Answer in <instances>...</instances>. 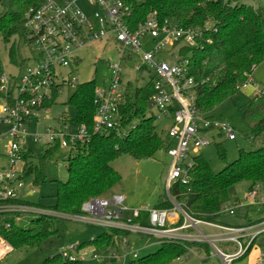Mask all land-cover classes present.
<instances>
[{
    "label": "built area",
    "instance_id": "1",
    "mask_svg": "<svg viewBox=\"0 0 264 264\" xmlns=\"http://www.w3.org/2000/svg\"><path fill=\"white\" fill-rule=\"evenodd\" d=\"M144 1L146 0H41L26 13L23 41L25 46L31 47V55L28 60H19L16 75L11 78L8 75L1 77L0 90L5 91L6 97L5 102L0 104V124L7 125L9 129L0 135V141L7 140L5 156L10 165L0 170V214L44 213L98 225L108 231L117 229L128 234L147 236L158 243L175 240L213 245L223 257L224 263L233 264L244 256L253 240L264 233V221L247 226L201 221L193 218L170 192L175 183H190L194 168L192 154L198 153L202 147L212 142L204 135L205 132L217 130L230 140L236 139L233 127L227 123L212 121L196 109L194 89L198 83L192 74L191 60L183 56L179 48L182 44L188 47L198 46L207 28L179 26L168 18L160 19L156 10L149 11L142 21L138 20L136 9ZM250 1L256 6L257 0ZM2 5L3 0H0V11ZM146 37L153 41L149 50L142 49ZM101 40L116 42L121 47V53L118 61L109 63V83L95 87L94 131L103 132L118 124L119 107L125 101V89L130 83H123L124 62L130 60L132 55H137L142 64L135 66V69H145L152 77L154 93L150 106L158 109L161 114L158 118L163 116L172 120L166 131V136L172 143L166 150L171 158L166 183L170 207L147 205L139 209L128 208L124 205V196L113 195L111 198L100 197L85 202L82 213L65 214L52 208L25 203L18 197L27 162L23 155L30 152L24 138L30 135L33 142L40 139L39 135L29 134V122L40 109L47 108L46 103L54 102L64 88L74 90L82 84L77 82L76 77H70L65 70H76L81 61L78 51ZM247 83H251V80L241 89L247 87ZM59 122L64 129L52 131L47 146L57 144L60 148L71 150L78 143L89 139L90 132L86 125L71 120ZM245 200L263 203L264 188L254 187L247 193ZM225 211L234 214L233 209L226 208ZM144 215L147 216L146 221L142 219ZM199 224L219 228L222 230L221 234L207 235L197 227ZM190 228H197L196 235L185 232ZM121 242L128 244L125 235L121 236ZM217 242L235 243L239 249L234 253H226L219 249ZM77 247L78 244L73 243L64 252ZM192 253L195 254L189 249L185 256L189 258ZM94 257H99V253H94ZM138 257L137 251L132 253V258ZM122 258L125 259V256ZM259 260L260 264H264V247Z\"/></svg>",
    "mask_w": 264,
    "mask_h": 264
},
{
    "label": "trees",
    "instance_id": "2",
    "mask_svg": "<svg viewBox=\"0 0 264 264\" xmlns=\"http://www.w3.org/2000/svg\"><path fill=\"white\" fill-rule=\"evenodd\" d=\"M40 2L41 0H3L0 11V39L4 43H9L16 35L23 37L25 15ZM151 10H156L160 19L168 18L179 26L207 28L200 44L189 47L185 54L182 53L191 60L192 74L198 83L194 89L195 107L204 117L209 118L208 114L215 106L240 92L241 87L252 80L255 67L264 60V7L260 5L232 3L230 0H146L137 6L138 20L142 21ZM14 55L12 48L11 61H15ZM95 87L94 80L78 85L69 98V103L76 109V117L66 114L58 119L86 125L90 136L86 142L78 143L75 149L68 151V180L58 181L55 205L47 207L22 200L23 202L52 208L65 214L82 213L85 202L103 197L120 181L119 173L111 166L113 160L125 154L135 159L152 158L158 151H166L172 145L164 131L159 129L155 116L148 112L154 93L152 80L144 88L132 89L131 83L127 85L125 101L119 107L118 124L103 132L94 131ZM52 102L46 103V106L49 107ZM242 114L251 125V136L256 146L250 151L241 150L238 158L227 162L225 150L219 144L217 153L226 163L218 172L212 170L199 151L192 156L194 168L190 183H175L171 186V195L195 219L227 225L221 223V216L226 206L237 200L236 184L247 181L249 191L254 187L264 186V88L249 97ZM59 149L57 144L47 146L42 150L41 160L51 161ZM23 157L27 161L23 178L32 175L35 186H41L48 181L43 164L40 166L33 163L36 158L34 152L30 150ZM156 206L170 207L171 203L166 198ZM23 214H0V235L9 245L4 257L14 249L39 246L47 238L59 233L63 218L33 213L36 218H32L34 225H31L30 222L25 223L22 220ZM146 217L144 215L142 219L146 221ZM261 221L263 219H245L238 225L228 226L254 225ZM6 222H9V227L4 225ZM116 235L121 237L128 233L117 229L107 231L88 242L78 244V248L86 244L93 245L94 253L100 254ZM259 239L264 244V233L253 240L239 260L251 252ZM195 244L190 241H165L153 254L140 259L138 257V260L131 258L129 264H169L188 253L189 248ZM206 246L207 249L210 248L207 244ZM4 249H0V254ZM81 262L79 258L60 253L48 257L44 264Z\"/></svg>",
    "mask_w": 264,
    "mask_h": 264
},
{
    "label": "rangeland",
    "instance_id": "3",
    "mask_svg": "<svg viewBox=\"0 0 264 264\" xmlns=\"http://www.w3.org/2000/svg\"><path fill=\"white\" fill-rule=\"evenodd\" d=\"M56 1L61 2L62 0ZM230 1L232 3L252 4L250 0ZM255 4L264 7V0H257ZM88 14L91 15L89 12ZM143 43L142 49L149 50L152 48L153 41L150 37L144 38ZM12 48L14 49L15 61L10 60V50ZM179 48L182 50L181 54H185L189 47L182 44ZM120 53V45L112 40L93 42L78 51L81 61L77 69L71 68V72L70 69H66L65 72L69 73L70 77H76L78 83L94 80L96 85L101 87L109 83V63L118 61ZM30 55L31 47L24 45L23 37L20 35L13 36L9 43H4L0 39V87L2 75H8L10 78L16 75L19 70V60H28ZM141 64L142 62L137 55H132L130 60L124 62L123 83L130 82L132 89L144 88L152 79L147 70L142 69L141 71H137L135 69V66ZM262 88H264V60L255 67L251 83H247V87L215 106L210 114H208L210 120L227 123L234 128L236 133L235 140H230L224 135H220L217 130L204 133L212 142L210 145L202 147L200 153L209 162L214 172L222 170L226 163L217 153L219 144L225 150L227 162L238 158L241 150L250 151L256 146V142L251 136V125L243 118L242 113L249 101V97H253L259 93ZM73 93V89L64 88L63 92L55 98V101L49 107L40 109L28 124L29 134L39 135L40 139L38 142H33L30 135H27L24 138L26 147L36 154L33 163L40 166L43 164L48 181L44 182L41 186H35L32 175L25 177L22 180L23 186L18 189V197L21 200L47 207L54 206L56 203L54 196L57 192L58 181L66 182L68 180V148H60L51 161L43 162L40 155L42 154V150L47 147V142L50 141L51 132L64 129L58 119L66 114L71 115L72 118L76 117V109L69 103V98ZM5 97V91L0 90V104L5 102ZM148 112L155 116L159 129L165 130L164 134H166L170 118L163 116L158 118V115L161 116V114L158 109L152 106L149 107ZM8 129L7 125L0 124V135ZM6 152L7 140L3 139L0 141V170L4 167L8 168L10 165L5 156ZM192 155L194 156V154ZM170 164L171 158L165 150H160L152 158L145 159H135L127 154L122 155L111 163V166L119 173L121 179L103 197L111 198L113 195H122L125 197L124 205L128 208L139 209L147 205L156 206L162 200L168 199L166 183ZM261 188L263 189L264 186ZM30 192L33 193L30 194ZM248 192L249 183L247 181H241L236 184L235 195L237 200L226 206V208L233 209L234 214L223 211L221 223L238 225L245 219H248V221L264 220V202L261 204L259 202L250 203V200H245ZM16 214L19 216L21 213L17 212ZM16 218L18 217L16 216ZM32 218H36V215L33 213H24L22 215V220L25 223L30 222L31 225H34L32 222L34 219ZM259 223H255L254 225ZM4 225H9V222H6ZM197 227L207 235L221 234L222 231L219 228L204 224H199ZM107 231V229L98 225L63 219L58 234L47 238L39 246L31 249L11 250L5 257L0 259V264H44V261L48 257L60 253H66L65 255L81 259V264H129L133 252L137 251L139 254L138 259H140L153 254L161 247V243L156 242L153 238L130 233L125 235L128 244H122L121 237L116 235L110 241L111 243H109L108 247L105 246L101 252L99 251V257H94V246L88 244L76 249L71 248L70 251L64 252L65 249L69 250L70 245L73 243L81 244L82 242H88ZM185 232L194 236L197 233V228H190ZM0 238L1 240L3 239L1 235ZM7 245L6 241H4L0 246L6 249ZM216 245L221 251L226 253H234L239 249V246L235 243L224 244L217 242ZM208 246L210 247L209 249H207L206 244H195L189 248L195 254H189V258L182 255L179 259L176 258L169 264H226L223 257L217 252L216 247L213 245ZM263 247V240L259 239L246 257L233 264H260L259 256ZM95 248L98 249L97 246ZM124 256L125 259L122 258ZM116 257L121 258L117 259Z\"/></svg>",
    "mask_w": 264,
    "mask_h": 264
},
{
    "label": "crops",
    "instance_id": "4",
    "mask_svg": "<svg viewBox=\"0 0 264 264\" xmlns=\"http://www.w3.org/2000/svg\"><path fill=\"white\" fill-rule=\"evenodd\" d=\"M171 123H172V120L170 119V124H169V126L171 125ZM167 131V130H166ZM164 132H165V130H164ZM166 135V134H165ZM167 137V136H166ZM32 192H30V194H31ZM264 221V220H263ZM5 240L4 239H2L1 240V238H0V245H1V243L2 242H4ZM7 243V242H6ZM8 244V243H7ZM0 248H1V246H0ZM9 250V245H7V248H6V250L4 249V252H2L1 254H0V259H2L3 257H4V255L6 254V252Z\"/></svg>",
    "mask_w": 264,
    "mask_h": 264
}]
</instances>
